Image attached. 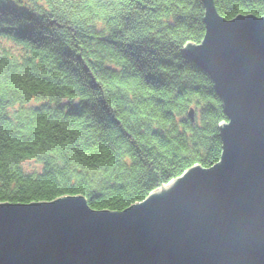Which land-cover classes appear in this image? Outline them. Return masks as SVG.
<instances>
[{
    "label": "trees",
    "instance_id": "trees-1",
    "mask_svg": "<svg viewBox=\"0 0 264 264\" xmlns=\"http://www.w3.org/2000/svg\"><path fill=\"white\" fill-rule=\"evenodd\" d=\"M213 1L264 16V0ZM203 14L201 0H0V202L121 210L217 162L221 101L182 53Z\"/></svg>",
    "mask_w": 264,
    "mask_h": 264
},
{
    "label": "water",
    "instance_id": "water-1",
    "mask_svg": "<svg viewBox=\"0 0 264 264\" xmlns=\"http://www.w3.org/2000/svg\"><path fill=\"white\" fill-rule=\"evenodd\" d=\"M201 2L203 37L182 53L221 101L218 161L121 210L0 202V264H264V16Z\"/></svg>",
    "mask_w": 264,
    "mask_h": 264
},
{
    "label": "rangeland",
    "instance_id": "rangeland-1",
    "mask_svg": "<svg viewBox=\"0 0 264 264\" xmlns=\"http://www.w3.org/2000/svg\"><path fill=\"white\" fill-rule=\"evenodd\" d=\"M204 28H205V26H204ZM193 114V113H192ZM23 167H24V169L25 170H31L32 169V167H34L35 166V164H33L32 162H30V161H24L23 162ZM171 183V181L168 183V185ZM167 184H163L162 186H159V187H157V188H155V189H153V190H151L143 199H141V200H139V201H142V200H144L151 192H154V191H157V190H161V188L162 187H165ZM83 196V195H82ZM84 197V196H83ZM85 198V197H84ZM86 200V199H85ZM139 201H135V202H139ZM21 203H26V202H21ZM86 203H87V201H86ZM134 203V202H133ZM88 204V203H87ZM132 204V203H131ZM89 206V205H88ZM90 207V206H89ZM92 208V207H91ZM95 209V208H94Z\"/></svg>",
    "mask_w": 264,
    "mask_h": 264
},
{
    "label": "bare ground",
    "instance_id": "bare-ground-1",
    "mask_svg": "<svg viewBox=\"0 0 264 264\" xmlns=\"http://www.w3.org/2000/svg\"><path fill=\"white\" fill-rule=\"evenodd\" d=\"M190 110H192V109H190ZM189 110V111H190ZM189 111H188V117L192 120L193 119V115L191 114H189ZM193 113V112H192ZM194 165H196V164H194ZM194 165H192V166H194ZM200 166V165H199ZM202 167V166H201ZM209 167V166H208ZM190 168V167H189ZM203 168H206V167H203ZM182 174V173H181ZM181 174L180 175H178V176H181ZM178 176H176V177H178ZM175 177V178H176ZM174 178H172V179H170L168 182H166L165 184H167L168 185V183L171 181V180H173ZM72 195H75V194H72ZM54 199V198H53ZM52 200V199H51ZM46 201V200H45ZM2 202H4V201H2ZM6 202H10V201H6ZM109 210V209H108Z\"/></svg>",
    "mask_w": 264,
    "mask_h": 264
}]
</instances>
